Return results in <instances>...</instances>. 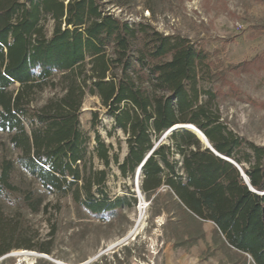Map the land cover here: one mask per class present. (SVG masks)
<instances>
[{
	"label": "trees",
	"instance_id": "16d2710c",
	"mask_svg": "<svg viewBox=\"0 0 264 264\" xmlns=\"http://www.w3.org/2000/svg\"><path fill=\"white\" fill-rule=\"evenodd\" d=\"M206 76L213 77V64L203 48L150 24L123 22L103 0H0V133L9 144L0 150V198L20 195L38 214L47 210V195H57L89 219L105 220L131 204L111 198V164L123 177H134L144 164L140 187L147 198L167 187L183 216L178 222H211L215 244L264 264V148L222 122L217 94L200 86ZM48 88L60 95L36 106ZM88 95L127 136L122 162L99 135L90 150L80 125ZM176 125L200 130L258 193L236 165L205 149L193 133H173V144H166L164 135ZM25 175L44 191L27 187ZM14 219L0 208V257L23 248L52 254L49 244L27 242ZM203 238L189 232L184 243L192 247Z\"/></svg>",
	"mask_w": 264,
	"mask_h": 264
},
{
	"label": "rangeland",
	"instance_id": "374dc122",
	"mask_svg": "<svg viewBox=\"0 0 264 264\" xmlns=\"http://www.w3.org/2000/svg\"><path fill=\"white\" fill-rule=\"evenodd\" d=\"M103 2L106 11L123 22L150 24L166 36H182L207 51L213 77L201 79L200 86L217 94L222 122L230 131L264 148V0ZM46 30L51 36L53 21ZM59 95V89L48 88L36 96V106ZM80 125L91 138L90 150L96 147L99 135L110 155L124 160L127 136L115 129L112 116L97 97L85 98ZM171 135L164 139L166 144L172 143ZM5 147L9 149L8 136L0 133V150ZM95 165L105 169L97 158ZM16 175L19 180L23 174L18 170ZM23 178L27 187L44 191L40 185L30 184L26 175ZM138 183L141 186V175L139 179L137 173L123 177L111 164L107 190L112 199L128 198L131 204L125 203L105 220L89 219L76 210L70 198L57 195H47V210L38 214L26 207L20 195L0 198V208L20 224L27 242L52 247L51 255L15 249L0 257V264H253L250 256L215 244L211 222L195 224L186 218L178 222L177 216H183L167 187L147 198ZM189 232L204 238L190 247L184 243Z\"/></svg>",
	"mask_w": 264,
	"mask_h": 264
},
{
	"label": "water",
	"instance_id": "95a60500",
	"mask_svg": "<svg viewBox=\"0 0 264 264\" xmlns=\"http://www.w3.org/2000/svg\"><path fill=\"white\" fill-rule=\"evenodd\" d=\"M180 127H185V125H176L175 127H173L171 130H169L164 136V138L163 139H166L167 138V136H168V134H173V133H177V132H184V131H189V132H191V133H193L197 138H198V140L201 142V144L204 146V148L205 149H209V150H211L216 156H218V157H220V158H222V159H224V160H226V161H228V162H230V163H232V164H234V165H236L237 167H238V169H239V171L241 172V176L244 178V180H245V182L247 183V185L248 186H250V188H251V191L252 192H254V193H258L257 191H255L252 187H251V185L249 184V181L247 180V178H246V175H245V173H244V171L234 162V161H232V160H230V159H228V158H226V157H223V156H221L220 154H218L214 149H213V147H212V145L210 144V142L208 141V139L206 138V136L200 131V133L202 134V137L203 138H201L197 133H195V132H193V131H190V130H187V129H185V130H183V131H178V130H176L177 128H180ZM144 163H145V161H144ZM143 166H144V164L138 169V171H137V177H138V179H139V177H140V175L142 174V168H143ZM138 189H140V186H139V183H138ZM260 195H264V193H259Z\"/></svg>",
	"mask_w": 264,
	"mask_h": 264
},
{
	"label": "bare ground",
	"instance_id": "6f19581e",
	"mask_svg": "<svg viewBox=\"0 0 264 264\" xmlns=\"http://www.w3.org/2000/svg\"><path fill=\"white\" fill-rule=\"evenodd\" d=\"M185 129H187V130H190V131H193V132H195V133H197L201 138H203L202 137V134L200 133V130H198L195 126H193V125H185V127H180V128H177L176 130H178V131H183V130H185ZM128 240V239H127Z\"/></svg>",
	"mask_w": 264,
	"mask_h": 264
}]
</instances>
